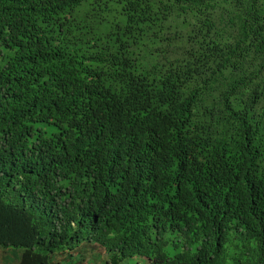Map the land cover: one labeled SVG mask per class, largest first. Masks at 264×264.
Listing matches in <instances>:
<instances>
[{"label": "trees", "instance_id": "16d2710c", "mask_svg": "<svg viewBox=\"0 0 264 264\" xmlns=\"http://www.w3.org/2000/svg\"><path fill=\"white\" fill-rule=\"evenodd\" d=\"M0 255L264 264V0H0Z\"/></svg>", "mask_w": 264, "mask_h": 264}, {"label": "rangeland", "instance_id": "374dc122", "mask_svg": "<svg viewBox=\"0 0 264 264\" xmlns=\"http://www.w3.org/2000/svg\"><path fill=\"white\" fill-rule=\"evenodd\" d=\"M21 254V253H20ZM17 258H16V262L19 260V256L16 255ZM74 260V259H73ZM15 261V260H14ZM81 261V260H80ZM97 261L93 262L94 264L96 263ZM121 264H147V260L145 258H135V259H131V260H128L126 262H123Z\"/></svg>", "mask_w": 264, "mask_h": 264}, {"label": "crops", "instance_id": "0c3cea01", "mask_svg": "<svg viewBox=\"0 0 264 264\" xmlns=\"http://www.w3.org/2000/svg\"><path fill=\"white\" fill-rule=\"evenodd\" d=\"M5 263L8 264L9 261H5ZM0 264H4V261H3V258L1 257V255H0Z\"/></svg>", "mask_w": 264, "mask_h": 264}, {"label": "clouds", "instance_id": "9594fccd", "mask_svg": "<svg viewBox=\"0 0 264 264\" xmlns=\"http://www.w3.org/2000/svg\"><path fill=\"white\" fill-rule=\"evenodd\" d=\"M136 258H140V257H136ZM133 259H135V258H133ZM129 260H131V259H129Z\"/></svg>", "mask_w": 264, "mask_h": 264}]
</instances>
